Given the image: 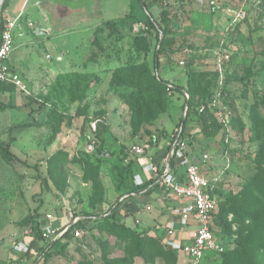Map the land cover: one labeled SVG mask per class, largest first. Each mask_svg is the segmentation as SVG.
Masks as SVG:
<instances>
[{
    "label": "rangeland",
    "instance_id": "1",
    "mask_svg": "<svg viewBox=\"0 0 264 264\" xmlns=\"http://www.w3.org/2000/svg\"><path fill=\"white\" fill-rule=\"evenodd\" d=\"M1 1L4 21L19 0ZM143 1L161 30L136 29L147 21L137 19L136 9L143 19L147 14L141 1L131 0L123 14L102 19L89 39L67 36L80 43L65 53L50 39L39 40L30 21L42 18L25 8L24 35L10 59L22 63L17 72L25 90L0 91V101L17 106L0 107V144L9 143L14 154L7 159L0 150V264H191L185 250L166 243L172 231L165 220L143 226L124 211L118 221L107 218L132 196L124 143L180 137L188 103L205 109L183 140L193 139L224 171L226 200L215 215L223 249L208 251L200 264H226V252L235 264H264V0H250L243 17L208 0ZM157 39L164 50L159 69L179 67L184 74L181 82L166 80V88L157 81L164 77L155 67ZM60 58L65 66L55 64ZM176 85L186 90L180 94ZM250 182L253 206L242 195ZM255 212L253 221L248 214ZM48 226L55 232L47 233ZM251 237L252 250H240Z\"/></svg>",
    "mask_w": 264,
    "mask_h": 264
},
{
    "label": "crops",
    "instance_id": "2",
    "mask_svg": "<svg viewBox=\"0 0 264 264\" xmlns=\"http://www.w3.org/2000/svg\"><path fill=\"white\" fill-rule=\"evenodd\" d=\"M23 1L24 0L18 1V3L15 5L17 10L13 14H11V11L7 9L4 16L14 18L19 13H21V16L19 18L20 20L23 14L26 15L25 8L26 10L27 8L36 10L38 13L37 15L42 18L41 24L39 22L34 23L30 20L29 21L32 23L31 26L37 28L36 32L40 33L37 34L40 38L39 40L50 39L53 47H58L62 53H65V51L73 47H77L78 43H80L79 41L69 42L72 41V39L68 38L67 36H69L70 34H75V39L79 38L80 36H82L81 38H85L86 36H88L89 39L91 35L93 36L102 19L114 18V16L116 15L118 16L120 14H123L126 9L125 6L129 4V2L131 3V0H25L26 2L24 4ZM140 1L142 2V7H144V9L146 10L147 16L145 19H143L141 17L142 14L140 10L136 9L138 17L137 19L139 21L152 20L154 22V15L151 11L148 10V7L145 2L143 0H139V2ZM159 1L160 3L162 2L166 6L168 4L171 5L174 3L178 5V0H172L169 2L158 0V2ZM199 1H202L203 3V0ZM132 2L135 4L134 1ZM20 4H23V6H21ZM143 14H145L144 11ZM19 20L18 25L13 31L14 49L11 55L13 54L16 48V38L24 35V31L19 28ZM88 44H85V47ZM81 46L82 45H80V47ZM51 60H53V58L50 55V61ZM58 60V63L55 64L59 67L65 66L67 64L63 58H60ZM21 64V61H19L13 66L12 62H10L11 67L15 71H17V67H20ZM164 66L166 65H162L160 69H158L161 73H163L162 75H164V77L162 78H164L165 80L178 79L180 82L182 81L184 74L181 68L176 67L172 69V67L165 68ZM173 124L174 122L171 117L164 122V125L169 130L170 127L173 126ZM171 135L172 133H170L168 138L163 140L166 141L165 144H163V141L161 143L153 141V143L148 144L124 143L128 155H134L132 153H129V147L133 144L144 145L146 148L145 154L141 156L134 155L132 159H130L129 156L125 158V161H133V175L131 179L135 185H138L135 183L136 179L141 180V184H144L148 182L151 178H154L156 174H159V164H162L165 161L169 162L171 160L172 156L170 155V149L172 146L169 148V145L172 143L173 140V136L171 137ZM185 142H187V153L189 155L190 161L197 164H201L203 152H199V159L195 158L196 155L194 154L195 152L193 147L188 143L187 139ZM225 151L226 150L222 151L221 155L225 156ZM149 164L154 165V171H146L144 169V166H147ZM218 167L219 163L214 161L213 157L210 156V160L208 161V163H206V168L208 169L209 174L211 176L218 175L221 172L220 170H218ZM183 170V167L180 168L181 172H183ZM223 179L224 178L222 175L221 182ZM155 184V186L149 185L148 187L139 191H133L131 194L132 196L127 197V199H125L122 205L123 208L121 209V211H124L129 214V217L136 216L140 218V224H142L143 226H149L152 223H156L157 221L162 222L164 220L167 223H170V221L173 219L168 208V205L171 202L169 197L166 195L163 188L159 186L158 180H156ZM147 206H150L151 208L147 209ZM189 229L190 227H182L180 224H176L175 229L171 230V237L182 239L183 242L187 243L189 242ZM206 257L208 256L206 255L204 258ZM204 258L202 259V261L204 260ZM189 260L192 264V260L190 259V257Z\"/></svg>",
    "mask_w": 264,
    "mask_h": 264
},
{
    "label": "built area",
    "instance_id": "3",
    "mask_svg": "<svg viewBox=\"0 0 264 264\" xmlns=\"http://www.w3.org/2000/svg\"><path fill=\"white\" fill-rule=\"evenodd\" d=\"M166 2L172 0H163ZM250 0H208V4L213 8H226L236 17H243L247 8L246 5ZM3 1L0 0V8ZM21 16L19 13L14 18L5 17L3 21V28L0 31V82L12 84L25 90L22 79L17 71L10 65V55L14 49L13 31L18 25V20ZM143 26L149 29L147 24L137 23L136 29ZM175 60L181 66L185 65L183 56L176 55ZM205 107H201V111ZM222 123H226L222 112L219 113ZM229 139H226L228 142ZM146 148L144 145L133 144L129 147V153L137 156L145 154ZM187 144L180 137H176L170 149V155L174 159V166L169 162L159 164L158 184L165 191L170 199L168 205L172 220L169 223L171 230L175 229L176 224L182 227H190L189 242H183L182 239L170 237L166 239V243L174 250H185L188 257L192 260V264H200L202 259L207 255L208 251L220 252L222 244L218 238L213 226L214 217L219 210L221 196L218 190L221 188V176L224 171L218 175L211 176L206 168V163L210 160L208 152L202 153L201 164L190 161L187 153ZM225 154H228L225 151ZM227 162L228 156L225 155ZM227 167L229 164L226 165ZM184 168L183 172L180 168ZM146 171H154V165L144 166ZM136 184H141L142 181L136 179ZM150 209V206L146 207ZM47 233H54L55 229L52 226L45 228ZM17 249H22L23 245L16 246Z\"/></svg>",
    "mask_w": 264,
    "mask_h": 264
},
{
    "label": "trees",
    "instance_id": "4",
    "mask_svg": "<svg viewBox=\"0 0 264 264\" xmlns=\"http://www.w3.org/2000/svg\"><path fill=\"white\" fill-rule=\"evenodd\" d=\"M146 24L149 26V29L147 30V32H151L152 30H154V29H159V30H161V27H160V25L158 24V23H156L155 21L153 22L152 20H147L146 21ZM2 28H3V20H0V31L2 30ZM157 44H159L158 46V49L155 51V53H154V59H156V70L158 71V69H159V56H160V53H163V49H162V44H160V42H159V39H157ZM156 74L154 73L153 74V76H155ZM157 81L159 82V84L163 87V88H166L167 87V85H168V81H166L165 79H163V78H160L159 80L157 79ZM192 81H191V79L189 80V82H188V84H190ZM7 85H12V84H6V83H3V82H0V91L2 90V89H5L6 88V86ZM171 88V87H170ZM173 90L174 91H177V92H179L180 94L181 93H183L185 90H186V88L185 87H183L182 85H176V86H174V88H173ZM162 104H163V101H162ZM0 107H4V108H16L17 106L16 105H12V104H7V103H5L4 101H0ZM162 109L163 108H161L160 107V111H162ZM203 111V110H202ZM200 109H196V110H194L192 107H191V105H190V103H188L187 104V116L186 117H183V116H181V120H180V123H179V126L181 127V134H180V139H184L183 137H185L186 136V131H187V128H188V126L189 125H197V124H201L202 123V114H201V112H202ZM191 113V115H189ZM175 138L176 137H173V140H172V143L169 145V148L172 146V144H173V142L175 141ZM187 139V141H188V143L192 146L193 145V139H188V138H186ZM151 143H153V141H151ZM225 143V142H224ZM193 147V146H192ZM193 149H194V154L196 155V156H198L199 155V152H203L204 151V149H199V150H197L196 148H194L193 147ZM0 150H1V153H2V155L5 157V158H7V159H13L14 158V154L12 153V151L10 150V144L9 143H4V142H2L1 144H0ZM122 150H123V155H122V158L124 159V158H126L125 157V155H128V153L126 152V147L124 146L123 148H122ZM132 164H133V161L132 160H130V161H126V163H125V168H126V170H130L129 171V173L131 172V174H130V178L132 177V175H133V171H132ZM170 165L171 166H174V159H173V157L171 158V160H170ZM156 180H158V176H155L154 178H151L148 182H146V183H144V184H141V185H135L134 183H133V181H130L129 180V178H127V183L129 184L130 182H132V188H131V190L130 191H139V190H141V189H144V188H146V187H148L149 185H156L155 183H156ZM253 183L252 182H250V183H248L247 185H245V187H244V189H243V197H244V199H245V201H249V205L250 206H253V203H252V199H250V197L248 196L249 194H250V192L254 189L253 188ZM218 193L220 194V196H221V201H220V204H219V210H218V212L220 213V211L222 210V207H223V204H224V202H225V200L226 199H224V191L222 190V189H219L218 190ZM234 200V199H233ZM124 201L125 200H123L121 203H118L117 204V206H115V207H112V209L113 210H111V209H109V210H111V212H110V214H108L107 215V218L108 219H111L113 222H115V221H118L117 220V216L119 215V212L121 211V209L123 208V203H124ZM242 208H244V205H242ZM232 209H234V205L233 204H231L230 205V208H229V210L228 211H230V210H232ZM218 212H217V214H218ZM258 212H255V213H252V214H248L250 217L252 216V218H253V221L254 220H256V218H254V215H256ZM216 214V215H217ZM216 217V216H215ZM215 217H214V226H213V228H214V230H215V232H217V229H218V224H216V221H215ZM245 231H248L249 230V227L248 228H245L244 229ZM247 237V236H246ZM253 245H254V241H253V238L251 237L248 241H247V243H246V245H244L243 247H241V249L240 250H242V251H245V250H247V251H251L252 250V248H253ZM239 250V251H240ZM49 253L47 252V253H45V255H48ZM230 253L229 252H226L225 253V262H226V264H235L233 261H232V259L230 258Z\"/></svg>",
    "mask_w": 264,
    "mask_h": 264
}]
</instances>
